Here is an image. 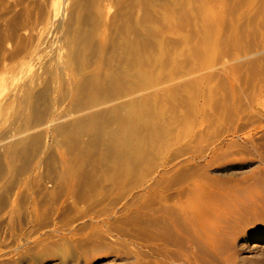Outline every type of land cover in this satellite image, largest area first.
<instances>
[{
  "label": "bare ground",
  "instance_id": "1",
  "mask_svg": "<svg viewBox=\"0 0 264 264\" xmlns=\"http://www.w3.org/2000/svg\"><path fill=\"white\" fill-rule=\"evenodd\" d=\"M231 2L0 0V257L21 250L37 220L23 200L34 209L41 196L78 208L95 194L89 187L99 172L134 177L141 188L135 193V184L128 187L133 199L162 192L168 169L181 163H150L151 146L164 132L150 123L151 104L185 84L183 55L198 57L193 70L202 68L207 80L223 54L246 50L242 61L250 67L255 61L251 44L240 40L237 18L227 27ZM240 63L233 68L243 70ZM157 71L163 75L155 80ZM257 92L264 98V89ZM43 174L52 178V188L40 185ZM179 202L184 210L187 202Z\"/></svg>",
  "mask_w": 264,
  "mask_h": 264
},
{
  "label": "rangeland",
  "instance_id": "2",
  "mask_svg": "<svg viewBox=\"0 0 264 264\" xmlns=\"http://www.w3.org/2000/svg\"><path fill=\"white\" fill-rule=\"evenodd\" d=\"M230 1L227 11L233 14L226 26L238 19L244 37L240 40L251 44L250 53H254L251 67L256 65L255 71L242 61L244 48L234 56L233 52L223 54L221 66L214 68L218 75L207 80L202 68L193 70L198 57L184 52L187 59L181 78H187L182 81L185 84L151 104L150 123L165 133L158 132V141L164 139L151 146L155 152L150 163L155 168L181 163L168 169L162 192L150 197L152 201L140 195L133 199L128 197V187L134 188V177L121 175L128 183L119 175L99 172L98 187H89L97 189L95 194L78 208L41 196L34 209L23 200L24 210L35 213L37 220L26 228L30 232L22 240L23 248L0 257V264H264V98L257 92L264 89V0ZM238 61L245 69L240 63L243 70L236 72L233 65ZM167 71L171 74L170 67ZM155 75L157 80L163 73ZM46 176L39 184L52 188V178ZM181 185L186 191L179 194ZM181 198L187 202L184 210Z\"/></svg>",
  "mask_w": 264,
  "mask_h": 264
}]
</instances>
